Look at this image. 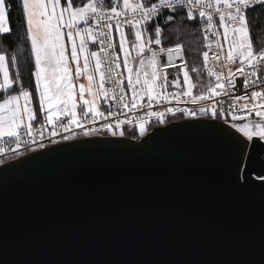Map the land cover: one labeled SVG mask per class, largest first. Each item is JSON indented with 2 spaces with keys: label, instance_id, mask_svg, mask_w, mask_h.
<instances>
[{
  "label": "water",
  "instance_id": "obj_1",
  "mask_svg": "<svg viewBox=\"0 0 264 264\" xmlns=\"http://www.w3.org/2000/svg\"><path fill=\"white\" fill-rule=\"evenodd\" d=\"M226 133L199 117L0 165V264H264V153Z\"/></svg>",
  "mask_w": 264,
  "mask_h": 264
},
{
  "label": "snow or ice",
  "instance_id": "obj_2",
  "mask_svg": "<svg viewBox=\"0 0 264 264\" xmlns=\"http://www.w3.org/2000/svg\"><path fill=\"white\" fill-rule=\"evenodd\" d=\"M177 8L187 9L189 21L197 13L201 18L203 47L207 49L201 53L202 66L189 69L186 62L183 66L173 63L174 58L184 59L180 43L167 49L160 47L159 52L154 50L152 44L161 45L163 29L159 24L154 28V39H145L149 35L145 25L162 10L173 12ZM250 9L254 13L252 21ZM14 10L22 16L30 44V77L35 91L24 86L19 70L10 76L7 56L0 52V140L8 137L15 141L17 147L12 149L15 155L11 159L25 154L18 151L22 142L29 145L28 152L49 147L37 143V134L42 140L47 128H51V145L103 133L124 136L120 131L124 124L138 129L143 137L149 121L163 125L168 115L177 113L184 119L210 116L222 120L243 138L226 133L235 147L243 151L250 146L264 153V46L254 47L252 39L253 22L264 15V0H111L110 5L105 0H0V43L13 31L10 13ZM172 20V15L165 17V23ZM255 31L264 34V25ZM114 33L119 37L118 52ZM90 45H98V49ZM160 53L167 54V64L161 63ZM17 67L14 54L11 68ZM167 67H177L176 78L169 80ZM190 73L196 74L195 79ZM202 73L207 74V80ZM238 77H242V95L233 92ZM218 97L229 98L227 108ZM173 100L176 107L152 108L153 103L162 107L161 102L170 105ZM34 101L38 102L39 115ZM145 108L148 110L142 116L126 115ZM111 118H115L114 125ZM100 120L105 122L99 127L85 128V124L96 125ZM75 127L82 131H72ZM57 128L67 135L54 138L59 135ZM5 151L0 147V153Z\"/></svg>",
  "mask_w": 264,
  "mask_h": 264
},
{
  "label": "trees",
  "instance_id": "obj_3",
  "mask_svg": "<svg viewBox=\"0 0 264 264\" xmlns=\"http://www.w3.org/2000/svg\"><path fill=\"white\" fill-rule=\"evenodd\" d=\"M77 3L86 2V0H76ZM150 3L156 2V0H149ZM106 5H110L111 0H105ZM186 11L184 9H177L174 12L162 11L161 15L158 16L153 21L149 22L148 25H145V28L148 30L149 38L154 39V28L159 24L162 26V35H161V45L157 46L152 44L153 48L156 51H159L160 47L167 49L168 47H174L175 44L180 43L183 46V62H186L189 69L192 66H202L203 59L201 53L205 51L203 47V38L201 36V30L199 27V22L197 19L187 20ZM167 15H172L173 20L165 23V17ZM250 21L254 15L253 11L250 9L248 12ZM19 14L14 10L10 13V19L12 22V33L5 35L2 39L3 42L0 43V52L6 54L8 63H9V72L10 76L14 77L16 72L19 70L22 76V82L25 87H29L33 93L35 91L34 80L30 77V71L32 70V65L30 63V44L26 40V35L23 30V21L22 16H19L20 24H17ZM264 25V15H262L258 21L253 22V32L252 39L254 41V47L259 48L264 46V34L258 33L255 31V28H259ZM127 28V27H126ZM221 31V29H220ZM114 41L117 42L116 34L114 33ZM17 55L18 58V67L11 68V57ZM178 72V69L170 68L168 70L169 80L176 78V74L172 72ZM190 75L195 79L196 74L190 73ZM204 80H207V74L202 73ZM173 90V89H169ZM195 91V90H194ZM3 93H0V98H2ZM35 108L38 112V102H35ZM200 118H210L203 117ZM178 116L168 117L166 123L179 120ZM211 119V118H210ZM222 121V120H220ZM165 123V124H166ZM134 124V123H133ZM164 125V124H163ZM160 126L157 122H149L147 127V132L151 131L153 128ZM121 131L125 133V137L138 140L140 138L138 129L130 126L129 124L122 126ZM104 135H108L104 133ZM135 137V138H133Z\"/></svg>",
  "mask_w": 264,
  "mask_h": 264
},
{
  "label": "built area",
  "instance_id": "obj_4",
  "mask_svg": "<svg viewBox=\"0 0 264 264\" xmlns=\"http://www.w3.org/2000/svg\"><path fill=\"white\" fill-rule=\"evenodd\" d=\"M177 9H181V8H177ZM186 12H187V9L186 8H183ZM162 11H168V12H170L169 10H167V9H164V10H162ZM174 12V11H173ZM157 17H155V18H153V20L154 19H156ZM195 19H197V21L199 22V27H200V30H201V36H202V38H203V35H204V33H203V26H202V24H201V18L198 16V13L197 14H195ZM152 20V21H153ZM214 21H216V22H218V17H214ZM151 22V21H150ZM211 39H215V37H211ZM114 44L116 45V51H118V43L117 42H115L114 41ZM93 47L97 50L98 49V45H93ZM207 49H205V51H206ZM159 52V51H158ZM160 54H162V53H160ZM211 52L209 53V55L211 56ZM253 79H255V78H253ZM233 92L236 94V95H242L243 94V89H242V77H238L237 78V88L236 89H233ZM182 99H187V98H182ZM220 99H223L224 101H225V103H224V107L225 108H227L228 107V103L230 102L229 101V98L228 97H223V98H217V100H220ZM147 101L145 100V101H142L141 103H146ZM162 103V107H158L155 103H153V105H152V108H153V110H163V107H168V106H172V107H176L177 105H176V102L173 100L172 101V103L170 104V105H163V102H161ZM206 103H208V102H206ZM180 107H187V108H190V109H193V108H196L197 106L196 105H192V104H180L179 105ZM107 106H105V108H106ZM148 109L147 108H145V109H142L139 113H136V112H126V110H125V112H126V115L128 116V117H135V116H142V115H144L145 113H146V111H147ZM176 116H178V117H180V119L179 120H176V121H181V120H186V119H184L183 117H182V114L181 113H177L176 114ZM168 117H171V115H168L167 117H166V119L168 118ZM121 119H124L125 118V116L124 115H121V117H120ZM252 118H255V117H252ZM112 119V122H113V125H114V123H115V118H111ZM230 119V118H229ZM66 122V121H65ZM105 121H103V120H100V121H98L97 122V124L96 125H92V124H85V128L87 129V128H91V127H93V126H95V127H99L100 126V124H102V123H104ZM149 122H156L155 120H151V121H149ZM223 122V121H222ZM133 123H135V119H133ZM124 125H127V124H124ZM124 125H122V126H124ZM37 127H38V124L36 125ZM121 126V127H122ZM57 131L59 132V135L57 136V137H54V138H56V139H60L63 135H67V133H65V132H63L61 129H59V128H57ZM72 131H74V132H77V133H79V132H81L82 131V129L81 128H79V127H75V128H73L72 129ZM49 132H51V128H47L46 129V131H45V133H44V137H43V139L41 140V138H40V136H39V134H37V143H45V144H49V146H53V145H51L50 144V139L51 138H53V137H50L49 136ZM100 136H108V135H104V133L102 134V135H97V136H90V137H100ZM90 137H82V138H79V139H84V138H90ZM23 139H30V138H27V137H24ZM77 140V139H76ZM63 142H66V141H62L61 143H63ZM28 146L29 145H27V144H25V143H21L20 144V146H19V149H18V151H20V152H24L25 154L23 155V156H18L17 158H15V159H11L10 157H12V156H14L15 155V153L12 151V149H14V148H16L17 146H16V144H15V141L12 139V138H8V137H5V138H3L2 140H0V147H3L6 151L4 152V153H0V160H2V161H4V163H2V164H0V165H3V164H6V163H8V162H11V161H14V160H16V159H19V158H21V157H24V156H26V155H29V154H31V153H33V152H28L27 151V148H28ZM32 146H35V145H32ZM40 150V149H39Z\"/></svg>",
  "mask_w": 264,
  "mask_h": 264
},
{
  "label": "rangeland",
  "instance_id": "obj_5",
  "mask_svg": "<svg viewBox=\"0 0 264 264\" xmlns=\"http://www.w3.org/2000/svg\"><path fill=\"white\" fill-rule=\"evenodd\" d=\"M126 32H128L129 33V38L130 39H133L134 37H132L131 36V30L129 29V28H126ZM221 32H222V29H221ZM116 37H117V43H118V50H119V37H118V35H116ZM149 38V36L148 37H145V39H148ZM151 47L153 48V46L151 45ZM154 50H156L155 48H153ZM118 52V51H117ZM146 55H150L149 53H146ZM123 62V56L121 55V63ZM178 66H183V63H181V64H179ZM170 68H175V67H167L166 69H165V71L168 73V70L170 69ZM177 68V67H176ZM172 73H174V74H176V76H177V72L176 71H174V72H172ZM127 74L125 73V76H126ZM180 80L181 81H183V75L181 74L180 75ZM127 83V81L125 80V84ZM129 98H130V93H129ZM122 128V127H121ZM120 131H121V129H120Z\"/></svg>",
  "mask_w": 264,
  "mask_h": 264
},
{
  "label": "crops",
  "instance_id": "obj_6",
  "mask_svg": "<svg viewBox=\"0 0 264 264\" xmlns=\"http://www.w3.org/2000/svg\"><path fill=\"white\" fill-rule=\"evenodd\" d=\"M90 47L93 49V50H96L94 47H93V45H90ZM105 107V106H104Z\"/></svg>",
  "mask_w": 264,
  "mask_h": 264
}]
</instances>
